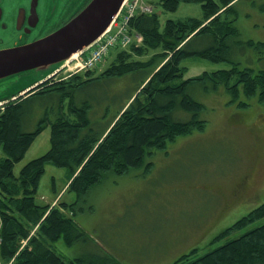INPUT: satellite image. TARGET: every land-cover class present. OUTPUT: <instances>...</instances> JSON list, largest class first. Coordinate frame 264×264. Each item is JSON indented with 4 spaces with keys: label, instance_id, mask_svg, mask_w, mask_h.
<instances>
[{
    "label": "trees",
    "instance_id": "16d2710c",
    "mask_svg": "<svg viewBox=\"0 0 264 264\" xmlns=\"http://www.w3.org/2000/svg\"><path fill=\"white\" fill-rule=\"evenodd\" d=\"M149 1L154 11L135 16L130 24L131 34L141 35L142 42L134 41L116 50V58L99 76L90 70L64 79L52 78L29 97L0 109L3 153L0 155V264H121L104 251L67 261L48 241L63 239L68 245L88 242L90 236L75 220V215L80 202L95 187L110 175L123 176L141 167L150 172L153 163L148 159L159 152L168 154L179 137L205 129L208 121L200 113L206 107L192 97L190 86L202 85L206 92L223 88L232 101L246 96L258 97L264 102V68L235 63L227 70L184 78L183 61L189 57L214 62L229 58L240 32L235 25L236 18L229 20L228 15L240 0ZM182 3H200L203 16L168 20L161 27L156 6L173 12ZM259 7L264 12V0ZM204 36L211 39L210 45L190 48L193 40ZM236 42H240V50H245L246 45L264 57V42ZM133 73H144V76L113 121L101 125L102 122L94 120L97 108L94 109L92 102L95 99H79L81 92L100 80ZM239 105L244 107L248 102L240 101ZM37 107H43L45 113L36 128L26 132L24 119ZM185 113L191 117L179 119ZM47 126L51 128L50 149L16 174V164ZM48 164L70 170L67 190L77 194L75 202L56 205L36 202ZM262 220L264 202L217 237L221 246L190 260L197 252L194 250L171 264H264V222L259 223Z\"/></svg>",
    "mask_w": 264,
    "mask_h": 264
},
{
    "label": "rangeland",
    "instance_id": "374dc122",
    "mask_svg": "<svg viewBox=\"0 0 264 264\" xmlns=\"http://www.w3.org/2000/svg\"><path fill=\"white\" fill-rule=\"evenodd\" d=\"M81 1L56 0L51 3V0H46V6L42 4L38 12L41 31L62 27L81 8L78 7ZM261 1L240 0L228 15L229 20L236 18L235 25L240 32L236 41L264 42ZM155 12L159 15L161 27L168 20L203 16L200 3H182L173 12L156 6ZM142 40H136L137 44ZM236 41L227 60L185 59L184 78L227 70L235 63L254 69L264 68L263 53L250 50L246 45L245 50H240V42ZM210 43L211 39L204 36L193 40L190 48H203ZM116 54L112 49L103 63L94 69L95 76L112 63ZM53 68L55 66L45 70L49 72ZM68 74L73 72L66 67L55 77ZM142 76L144 73H133L100 80L81 92L79 99H95L92 103L98 115L94 120L108 125L134 93ZM189 93L206 107L200 113V117L208 121L205 129L179 137L168 154L159 152L148 159L153 163L150 172L146 173L142 167L132 169L123 176L110 175L102 185L95 187L80 202L75 215V220L89 234V241L75 245H68L63 239L48 241L64 259L70 261L104 251L121 264H171L181 255H190L197 250L190 258L194 260L221 246V242L216 241L217 237L264 202V102L258 97L248 99L246 96L232 101L223 88L217 92H206L199 84L190 86ZM240 101L248 102V105L242 107ZM44 113L43 107L30 111L24 119L23 130L33 131ZM185 114L179 119L191 117L190 113ZM50 134L51 128L47 126L16 164V174L25 164L50 149ZM69 174L68 168L48 164L36 202L42 205H52L55 200L75 202L77 194L67 190ZM246 176L248 187L234 197ZM253 196H256L255 200L246 201ZM238 200H241L239 204Z\"/></svg>",
    "mask_w": 264,
    "mask_h": 264
},
{
    "label": "water",
    "instance_id": "95a60500",
    "mask_svg": "<svg viewBox=\"0 0 264 264\" xmlns=\"http://www.w3.org/2000/svg\"><path fill=\"white\" fill-rule=\"evenodd\" d=\"M126 0H85L62 27L29 44L0 50V85L18 79L21 96L37 88L71 57L85 50L110 27ZM34 14L37 15L35 7ZM54 67L46 72L45 68ZM39 83V84H38Z\"/></svg>",
    "mask_w": 264,
    "mask_h": 264
},
{
    "label": "flooded vegetation",
    "instance_id": "af4514ba",
    "mask_svg": "<svg viewBox=\"0 0 264 264\" xmlns=\"http://www.w3.org/2000/svg\"><path fill=\"white\" fill-rule=\"evenodd\" d=\"M54 1L56 0H51V3ZM84 1L85 0H82L78 7H81ZM45 2L46 0H0V50L32 43L58 29L56 26L52 27L47 32L41 31L40 27L42 24L40 23L38 12L40 11L42 4L46 6ZM33 6L35 7L37 15L34 14ZM47 80L48 79L44 80L43 83ZM4 83H6L5 86L0 85V108L3 109L19 102L21 98L29 97L37 92V89L39 88L37 87L35 90L21 96L20 93H18L20 90L18 79L11 78L4 81ZM248 176L244 177L241 184L238 185L236 193L233 194V196L235 195L234 197L241 195L248 187V184L246 183V178ZM255 198L256 196H253L246 199V201H252L255 200ZM236 202L239 204L241 200Z\"/></svg>",
    "mask_w": 264,
    "mask_h": 264
},
{
    "label": "built area",
    "instance_id": "2783aa9c",
    "mask_svg": "<svg viewBox=\"0 0 264 264\" xmlns=\"http://www.w3.org/2000/svg\"><path fill=\"white\" fill-rule=\"evenodd\" d=\"M152 11L153 6L148 0H126L109 29L94 44L75 58L70 59L62 69L68 67L73 73H77L96 68L113 48H123L132 42L131 20L139 14H147ZM136 38L139 41L142 40L139 35H136Z\"/></svg>",
    "mask_w": 264,
    "mask_h": 264
},
{
    "label": "crops",
    "instance_id": "0c3cea01",
    "mask_svg": "<svg viewBox=\"0 0 264 264\" xmlns=\"http://www.w3.org/2000/svg\"><path fill=\"white\" fill-rule=\"evenodd\" d=\"M57 202V200H55L52 204H54V203H56Z\"/></svg>",
    "mask_w": 264,
    "mask_h": 264
}]
</instances>
